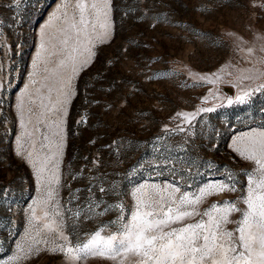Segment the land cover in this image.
<instances>
[{"label": "rangeland", "instance_id": "rangeland-1", "mask_svg": "<svg viewBox=\"0 0 264 264\" xmlns=\"http://www.w3.org/2000/svg\"><path fill=\"white\" fill-rule=\"evenodd\" d=\"M62 3L0 0V259L41 239L29 224V206L42 217L52 206L44 203L46 189L73 212L86 210L89 198L100 204L76 223L83 239L116 219L115 211L99 215L105 205L131 209L140 184L176 182L192 191L229 173L243 184L242 173L255 165L234 149L249 143L245 133L264 129V90L255 91L264 85V0H111L99 21L107 28L97 27L91 43L60 67L64 25L52 16L61 15ZM52 51L58 54L49 58ZM52 107L58 111L48 112ZM199 108L214 110L191 123L173 119ZM41 133L49 136L48 149L40 147ZM237 195L208 196L199 207ZM71 223L64 232L74 244ZM35 246L41 250L22 264H69L48 244ZM73 264L117 261L96 256Z\"/></svg>", "mask_w": 264, "mask_h": 264}, {"label": "snow or ice", "instance_id": "snow-or-ice-1", "mask_svg": "<svg viewBox=\"0 0 264 264\" xmlns=\"http://www.w3.org/2000/svg\"><path fill=\"white\" fill-rule=\"evenodd\" d=\"M110 2L111 0H74L73 11L69 16L68 0H63L57 9H63L61 15L53 13L52 16V19L61 20L64 25L59 30L62 36L59 41L62 46L59 53H66V57L59 60L60 67L74 59L73 53L85 40L91 43L97 27L107 28L106 23L99 21L101 15L107 17V11L104 9ZM104 35H107L106 31ZM44 47L42 43L41 48ZM253 51L252 48L247 49L249 55ZM261 51L264 52V48ZM57 54V51H52L49 58ZM72 71H75L74 67ZM212 76L219 79L216 74ZM200 79L208 84L215 82L213 78L206 76ZM70 81L71 77L68 78L69 83ZM261 90H264V85L255 89ZM204 100H207V97H204ZM236 100L243 101V97L237 96ZM49 102H52L50 96ZM227 103L231 105L233 100L229 98ZM19 109L21 127H24L23 101ZM47 110L58 111L54 107ZM213 110L199 108L195 113H176L173 119L182 117L185 122L191 123L197 113ZM29 111L31 112V109ZM43 123L41 120L40 124ZM177 130L182 132L185 129L178 125ZM35 131L39 132L40 128L37 127ZM244 135L250 136L249 143L237 146L234 150L243 159L254 162L255 166L242 173L243 184H240L232 173L223 180H209L192 191L183 190L176 182L140 184L131 193L135 199L131 209H125L122 203L105 205L99 215L115 211L118 212L116 219L92 233H85L83 239L76 231V223L82 215L87 217L100 204L93 203L89 198L86 210L77 208L73 212L72 208L59 205L58 201L53 200V193L46 189L43 194L44 203L51 202V208L45 210L41 217L36 214L35 208L29 206L32 212L29 224L41 239L33 240L27 246L17 244V252L7 259H0V264H22L31 254L41 250L35 246L41 242L49 245V251L63 253L69 264L96 256L117 261V264H124L125 261L128 264H264V129H251L250 133ZM28 136L30 137L31 133H28ZM41 137L40 147L48 149L46 142L49 141V136L41 133ZM31 146L35 148L36 144L32 143ZM27 154L30 157L32 152ZM56 183L59 185V177L56 178ZM186 187L191 188V185ZM88 191L91 193L92 188L89 187ZM99 191L103 193L105 189L100 188ZM224 192H234L238 195L235 199L213 203L208 208L200 209L199 206L208 196ZM72 199L76 197L73 195ZM235 213H239V218L230 219ZM50 216L54 219L49 223L47 218ZM66 222H72L71 234L76 241L74 244L64 232ZM229 225L232 227H228ZM110 226L114 230L105 234L106 228Z\"/></svg>", "mask_w": 264, "mask_h": 264}]
</instances>
